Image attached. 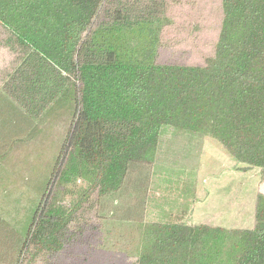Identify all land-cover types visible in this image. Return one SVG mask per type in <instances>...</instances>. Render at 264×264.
Here are the masks:
<instances>
[{
	"label": "trees",
	"instance_id": "obj_1",
	"mask_svg": "<svg viewBox=\"0 0 264 264\" xmlns=\"http://www.w3.org/2000/svg\"><path fill=\"white\" fill-rule=\"evenodd\" d=\"M191 1L0 0V171L15 169L6 182L26 187L13 215L0 210V264H58L88 214L110 249L108 227L119 228L116 250L132 264H264L256 188L235 227L145 221V190L128 202L131 176L154 163L165 127L218 142L239 173L259 171L257 184L264 172V0H218L202 61L161 62L173 10ZM53 123L64 130L43 177L42 158L32 167L21 158L58 140Z\"/></svg>",
	"mask_w": 264,
	"mask_h": 264
},
{
	"label": "rangeland",
	"instance_id": "obj_2",
	"mask_svg": "<svg viewBox=\"0 0 264 264\" xmlns=\"http://www.w3.org/2000/svg\"><path fill=\"white\" fill-rule=\"evenodd\" d=\"M173 14L176 23L167 29L166 37L173 48L169 46L164 48L160 54V61H182V53H189L188 56L184 55L189 61H202V53L210 52V45L215 38L214 25L218 15V0L191 1L190 5L183 4L174 8ZM57 112L58 110L51 112L46 117L47 120L49 121L50 116L56 120ZM4 118L2 114V121ZM41 124L38 122V127H41ZM52 126L49 133L52 132V137L58 134V140L54 136L50 148L45 145L42 148L39 147L40 143H33L30 153L33 158L28 155L21 158V161L26 159L24 163L30 167L42 158L43 177L48 173L49 167L45 162L57 152L64 130H61L64 123L58 124L57 129L54 123ZM17 155L20 157L21 154ZM237 168L218 142L199 133L165 127L161 131L154 163L132 174L131 178L134 176V181L136 180L132 187L129 181L127 183V191L130 187L128 195L131 198L128 202L134 203L138 193L145 190V221L228 226L227 222L220 223L218 219L225 214L224 206L233 205L237 219L243 214L242 211L237 216V209L245 207L247 209L251 204V187L264 195V172L261 173L260 182L258 180L257 184L255 177L259 175L258 170L239 173ZM5 195L8 197L6 193ZM238 204L243 207H238ZM13 210L14 207H4V211L9 215H13ZM218 210L221 211L220 216ZM9 215L7 214V217ZM89 216V214L86 216L89 226L84 228L83 238L65 251L58 264H132L129 258L116 250L122 247L120 245H124L123 237L120 238L118 234L119 228L115 224L108 227L111 232L110 240L113 239L111 242L114 240L117 242L115 250L112 248L111 250L110 245L105 244V232L101 229L98 218ZM19 221L22 233L23 227L25 231L27 229L28 214L25 219L21 215ZM234 223L237 224L238 219ZM90 225H95L96 228L90 229Z\"/></svg>",
	"mask_w": 264,
	"mask_h": 264
},
{
	"label": "crops",
	"instance_id": "obj_3",
	"mask_svg": "<svg viewBox=\"0 0 264 264\" xmlns=\"http://www.w3.org/2000/svg\"><path fill=\"white\" fill-rule=\"evenodd\" d=\"M2 103H3V101L0 100V117H1V120H0V152L3 149V142H4V137H5V135L3 134L5 129L2 127L3 126L2 125L3 110H1L2 109V107H1ZM17 154H19L18 149H16L15 152L11 151V153H10V156L12 157V159L10 161L11 163L16 162L17 159H20V157ZM7 168H9V166ZM11 173H13L11 179H18L19 174L18 173L15 174V169L13 171H7L6 175L0 171V207H15V206L19 205V203H20L19 197L23 196L22 191L25 190V188H26L24 183H22V184H19V183L8 184L6 182V178L9 177L11 175ZM5 193L8 195V197H5L6 196ZM249 206H247V209H246V207L242 208V209L241 208L237 209V213H238L237 216H239L242 211L245 212L243 214L248 213V211H249L248 207ZM221 207H223V206H221ZM238 207H243V205L238 204ZM224 208H225V214L218 218L221 221L220 223H222L223 221L228 223L227 224L228 226H224V227H235L238 225H242V221L244 218L242 215L237 218L238 223L237 224L234 223L236 216H235V208H233V205H230V206L226 205V206H224ZM217 212H218V216H220L221 211L218 210ZM204 224H211V223H204ZM220 226H222V225H220Z\"/></svg>",
	"mask_w": 264,
	"mask_h": 264
}]
</instances>
